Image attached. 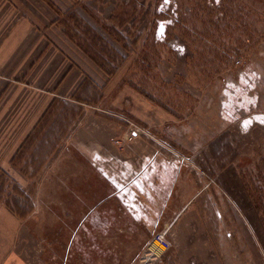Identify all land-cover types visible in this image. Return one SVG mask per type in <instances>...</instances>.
<instances>
[{
  "label": "rangeland",
  "instance_id": "1",
  "mask_svg": "<svg viewBox=\"0 0 264 264\" xmlns=\"http://www.w3.org/2000/svg\"><path fill=\"white\" fill-rule=\"evenodd\" d=\"M83 1L85 18L71 10L68 33L104 74H116L107 91L113 98L118 93L119 102L112 140L133 123L152 137L134 143L165 151L164 143L187 157L198 188L214 186L216 199L224 195L223 178L228 194L218 207L227 211L228 204L230 214L222 217L224 223L208 216L207 224L189 225L190 231L173 227L166 234L169 250L155 262L140 263L157 232L130 238L119 233L112 239L110 201L103 203L97 225L80 224L86 210L79 208V191L87 187L89 202L95 195L107 200L111 191L104 180L89 175L88 183L80 184L77 162L70 161L69 185L16 183L24 190L19 193L10 169L7 182L0 184V199L25 226L22 264H264V0ZM230 82L236 99L229 124L223 104ZM256 91L257 105L250 108L239 95ZM109 103L100 107L109 111ZM191 123H198L199 139L211 145L198 156L163 135V125ZM62 169V164L55 168L56 178ZM47 194L48 200L37 198ZM32 198L42 208L39 214H30ZM143 238L148 240L144 247H135V240Z\"/></svg>",
  "mask_w": 264,
  "mask_h": 264
},
{
  "label": "crops",
  "instance_id": "2",
  "mask_svg": "<svg viewBox=\"0 0 264 264\" xmlns=\"http://www.w3.org/2000/svg\"><path fill=\"white\" fill-rule=\"evenodd\" d=\"M71 10L85 18V1L0 0V184L7 182L12 169L15 184L69 185L68 168L74 161L80 184H87L93 175L108 183L111 191L109 199L95 195L93 202H89L93 198L87 187L79 191V208L86 210L80 224L97 225L103 203L110 201L112 239L119 233L130 238L173 227L190 231L189 225L207 224L208 216L224 223L222 217L230 210L228 204L227 211L218 207L228 194L223 178L220 191L224 195L218 191L222 195L216 199L214 186L204 183L198 188L187 162L152 145L131 143L121 148L112 144L119 102L118 93L113 98L107 91L115 85L116 74H104L106 70L74 42L68 33L74 22ZM231 84L226 86L223 104V117L229 124L236 99ZM239 96L244 103L251 102L250 108L256 107L257 91L254 96ZM108 101L110 112L100 107ZM163 126L166 142L187 154L198 156L211 146L199 139L198 123ZM60 164L64 171L56 178L55 168ZM15 190L24 191L17 184ZM30 200V214H39L42 208ZM24 227L18 213L0 199V264H22ZM147 241L136 239L135 247H144Z\"/></svg>",
  "mask_w": 264,
  "mask_h": 264
},
{
  "label": "built area",
  "instance_id": "3",
  "mask_svg": "<svg viewBox=\"0 0 264 264\" xmlns=\"http://www.w3.org/2000/svg\"><path fill=\"white\" fill-rule=\"evenodd\" d=\"M151 134L147 133L146 130L141 129L133 123H128V128L122 134V137H115L112 142L120 147L124 144L134 143L137 139L147 137L151 139ZM161 147L164 148L169 157L177 158L182 162H188V158L179 154L176 150L168 146L167 144L160 143ZM167 231L163 230L155 233L145 247V251L139 258L140 263L155 262L171 247L170 241L167 239ZM155 249V250H153ZM156 250L158 253H156Z\"/></svg>",
  "mask_w": 264,
  "mask_h": 264
},
{
  "label": "snow or ice",
  "instance_id": "4",
  "mask_svg": "<svg viewBox=\"0 0 264 264\" xmlns=\"http://www.w3.org/2000/svg\"><path fill=\"white\" fill-rule=\"evenodd\" d=\"M165 2H167V0H165ZM261 122L264 123V120H262Z\"/></svg>",
  "mask_w": 264,
  "mask_h": 264
}]
</instances>
